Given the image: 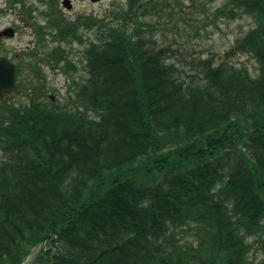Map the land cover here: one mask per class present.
<instances>
[{
  "label": "trees",
  "instance_id": "trees-1",
  "mask_svg": "<svg viewBox=\"0 0 264 264\" xmlns=\"http://www.w3.org/2000/svg\"><path fill=\"white\" fill-rule=\"evenodd\" d=\"M225 8L254 27L218 64L194 62L190 80L138 14L132 29L128 12L111 13L115 24L51 20L57 41L81 42L80 26L99 41L84 49L87 76L72 81L69 103L44 102L43 78L29 84L40 98L1 105L0 264H23L38 246L34 264H260L264 0ZM62 50L46 58L72 70ZM238 54L256 60V77L230 61ZM188 231L194 241H181Z\"/></svg>",
  "mask_w": 264,
  "mask_h": 264
},
{
  "label": "rangeland",
  "instance_id": "rangeland-1",
  "mask_svg": "<svg viewBox=\"0 0 264 264\" xmlns=\"http://www.w3.org/2000/svg\"><path fill=\"white\" fill-rule=\"evenodd\" d=\"M50 1L52 6L57 4V10L59 8V13L68 22H74L85 15L104 18L107 23L115 24L120 21L113 18L111 13L128 12L125 17L126 27L132 29L136 26L134 19L138 14L139 20L148 25L143 26L142 31L152 37L156 46L171 50L170 60L176 64L180 75L186 80L198 75V71L193 67L194 62L209 58L218 64L235 41L254 27V21L249 15L243 12L234 15L235 9H224L228 0H135L133 12L128 11L129 0H101L94 4L72 0L71 10L61 5L62 0ZM31 5L35 6L33 11L29 9ZM27 7L30 15L26 12ZM48 11L43 5H38L37 0H0V31L6 27L16 31L13 38L0 40V56H7L17 65V83L23 84L17 92L14 91L7 97L5 102H0V111L3 104L24 105L29 102L31 96L39 97L36 92L31 95L32 86L29 84L35 83L36 80L40 85L43 78V101H52L63 106L69 103V95L73 93L72 81L80 83L87 76L84 49L88 43L98 42L99 34L96 30H86L80 26L77 36H81V42L68 39L57 41L51 20L60 15H54V9ZM39 27L41 31L47 32L41 47L38 45ZM57 46L62 47L63 55L74 65L72 70L66 71L67 63L62 62L53 67L50 59L46 58L52 48ZM230 61L236 66L245 67L253 77L257 76L258 63L249 55L238 54ZM30 64H33L36 70L31 69ZM35 71L40 80L36 79L38 76ZM2 158L3 153H0V161ZM178 236L185 242H193L195 239L193 231ZM40 250L41 246L33 248L23 264H34L33 261ZM252 255L257 262L264 264V254L260 250L254 248Z\"/></svg>",
  "mask_w": 264,
  "mask_h": 264
},
{
  "label": "water",
  "instance_id": "water-1",
  "mask_svg": "<svg viewBox=\"0 0 264 264\" xmlns=\"http://www.w3.org/2000/svg\"><path fill=\"white\" fill-rule=\"evenodd\" d=\"M92 2H98L100 0H91ZM69 0L64 3L68 9H70ZM1 35L12 36L13 32L11 29H7ZM16 89V66L7 57H0V101L5 98V96L13 93Z\"/></svg>",
  "mask_w": 264,
  "mask_h": 264
},
{
  "label": "flooded vegetation",
  "instance_id": "flooded-vegetation-1",
  "mask_svg": "<svg viewBox=\"0 0 264 264\" xmlns=\"http://www.w3.org/2000/svg\"><path fill=\"white\" fill-rule=\"evenodd\" d=\"M66 0H62L61 1V5L64 7V8H66V9H68L67 7H66V5H65V2ZM70 2H69V4H67V5H69L70 6V9H68V10H71L72 9V0H69ZM74 1H82V2H84V1H89L90 3H93L94 4V2H92L91 0H74ZM37 4L38 5H43L44 7H45V9L47 10V9H49V11H52L53 9H54V15L56 14H59V15H61V16H63L62 14H60L59 13V8H58V10H57V4H56V6L54 5V6H52V3H51V1L50 0H37ZM30 8L29 9H33V8H35V6H33V5H31V6H29ZM54 7H56V9L54 8ZM28 9V7H27V10H29ZM30 11V10H29ZM33 11V10H32ZM48 11V12H49ZM83 16H85V15H83ZM80 17H82V16H80ZM63 18L65 19V17L63 16ZM7 29H11L12 30V32H13V35L12 36H9V35H1L0 36V40L1 39H8V38H13L14 37V35H15V29L14 28H11V27H6V28H4L3 30H1L0 31V34H2L4 31H6ZM4 36V37H3ZM53 66V65H52ZM52 98V97H51Z\"/></svg>",
  "mask_w": 264,
  "mask_h": 264
}]
</instances>
